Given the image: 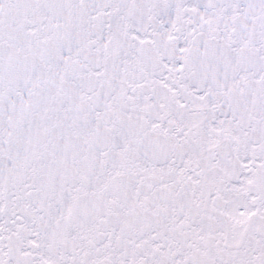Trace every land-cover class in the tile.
<instances>
[{"label":"snow or ice","instance_id":"snow-or-ice-1","mask_svg":"<svg viewBox=\"0 0 264 264\" xmlns=\"http://www.w3.org/2000/svg\"><path fill=\"white\" fill-rule=\"evenodd\" d=\"M0 264H264V0H0Z\"/></svg>","mask_w":264,"mask_h":264}]
</instances>
